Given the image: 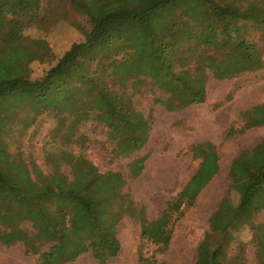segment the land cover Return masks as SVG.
<instances>
[{
    "label": "trees",
    "instance_id": "16d2710c",
    "mask_svg": "<svg viewBox=\"0 0 264 264\" xmlns=\"http://www.w3.org/2000/svg\"><path fill=\"white\" fill-rule=\"evenodd\" d=\"M72 8L89 21L90 29L81 42H74L41 78H30V64L42 61L49 47L42 39H30L23 32L41 23L40 0H0V98L17 92L34 101L52 94L64 102L46 107L67 113L73 126L95 116L107 115V129L118 134L115 152L129 156L147 141L149 119L131 100L130 88L150 78L152 85L170 96L163 104L174 110L180 93L187 104L203 103L207 71L216 80L229 77L227 70L241 64L238 72L264 69L255 44L241 36L239 21L251 22L253 14L218 0H70ZM181 18L170 17L178 10ZM160 16V31L149 28V20ZM254 23L264 24V13ZM190 20L194 25L190 24ZM144 34L151 51L130 47L133 37ZM185 45V46H184ZM96 64L97 77L90 76L86 63ZM178 68L175 72L174 69ZM104 77L111 78L107 84ZM131 82V83H130ZM115 86V87H113ZM160 103V101H158ZM0 107V113L2 112ZM61 117V120L64 119ZM240 132L254 126L243 117ZM234 130H230L232 135ZM0 142V152H4ZM202 161L178 195L172 198L158 219L148 221L143 206L125 192L118 172L100 173L87 159L65 151L48 157L51 172L33 167V178L24 183L12 170L0 169V246L21 244L35 264H68L90 253L97 264L117 256L120 244L116 226L125 216L138 219L140 239L160 249L170 242L175 220L184 204L192 206L202 189L218 171L217 156L209 142L193 146ZM69 168L65 174L61 167ZM132 177L140 174V160L130 165ZM28 170V169H27ZM230 185L208 218V231L199 243L195 264H246L241 254L228 257L232 232L240 229L251 208L264 207V138L252 149L241 151L231 162ZM232 196L236 197L233 202ZM178 218V217H176ZM31 223L32 230L20 227ZM256 264H264V222L253 230ZM143 242V243H144ZM48 245L46 250L42 247ZM237 248L243 251L242 245ZM141 261V257L139 256Z\"/></svg>",
    "mask_w": 264,
    "mask_h": 264
},
{
    "label": "rangeland",
    "instance_id": "374dc122",
    "mask_svg": "<svg viewBox=\"0 0 264 264\" xmlns=\"http://www.w3.org/2000/svg\"><path fill=\"white\" fill-rule=\"evenodd\" d=\"M88 0H84L87 3ZM229 3L242 11L253 14L251 22L239 21L241 36L255 44L264 60V24L254 23L255 17L264 13V0H218ZM181 8L170 18L178 21ZM41 23L30 25L23 34L30 39L47 42L49 51L42 61L30 64V78L38 79L53 66L74 42H81L90 29L87 17L76 12L70 0H40ZM190 24L194 22L190 20ZM165 21L160 16L149 20L152 31L163 29ZM144 34L132 38L130 47L151 51L146 46ZM185 46V45H184ZM97 62L86 63L90 76L97 77ZM241 64L227 70L229 77L216 80L207 71L205 84L206 98L203 103L185 104L178 93L174 100V110L166 109L162 103L169 93L153 86L150 78L131 86L133 106L149 119L146 143L129 156L115 152L118 134L107 129V115L98 121L89 116L73 126L72 117L61 116L46 105L54 106L64 102V96L52 94L49 98L34 101L28 93L17 92L0 98V142L4 152H0V169H10L20 175L24 183L27 176L20 172V164L33 178V167L43 174L51 172L49 156L65 151L90 161L100 173L118 172L125 181V192L138 206L144 207L148 221L158 219L167 203L182 190L198 169L202 158L192 149L209 142L217 156L218 171L202 189L192 206L184 204L182 213L174 214V228L169 245L160 249L140 239L141 226L137 218L123 217L116 226L120 249L116 257L106 264H195L197 247L208 231V218L230 185L229 169L232 160L244 150L252 149L264 138V69L255 72H238ZM175 72L178 71L176 67ZM107 84L111 78L104 77ZM131 83V82H130ZM115 87V86H113ZM160 101V103L158 102ZM61 117H64L61 120ZM243 117L254 123L252 128L240 132ZM234 130L229 135L230 130ZM140 160L142 169L137 177H132L130 165ZM65 174L69 168L61 167ZM264 192V185L262 193ZM233 202L236 197L232 196ZM264 201V198H263ZM178 217V218H176ZM264 222V207L251 208L241 228L232 232L236 240L229 243L228 257L241 254L246 264H256L253 230ZM20 227L31 231V223L23 221ZM1 230V228H0ZM144 242V243H143ZM242 245L243 251L237 246ZM48 245L42 247L46 250ZM141 257V261L139 260ZM36 257L26 255L21 244L10 247L0 246V264H35ZM68 264H97L90 253H85Z\"/></svg>",
    "mask_w": 264,
    "mask_h": 264
}]
</instances>
